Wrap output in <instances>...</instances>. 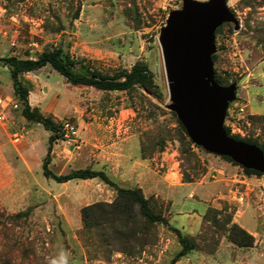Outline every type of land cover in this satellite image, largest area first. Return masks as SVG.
Masks as SVG:
<instances>
[{
	"label": "rangeland",
	"instance_id": "1",
	"mask_svg": "<svg viewBox=\"0 0 264 264\" xmlns=\"http://www.w3.org/2000/svg\"><path fill=\"white\" fill-rule=\"evenodd\" d=\"M226 2L239 26L234 29L225 22L215 30L214 78L219 77L220 83L215 80L221 85L236 86L223 126L263 145L264 0ZM181 4L0 0L5 9L0 58L33 57L61 45L103 73L129 70L141 62L153 75L150 87L102 91L71 84L49 65L21 74L30 107L57 122L68 117L80 135L79 150L56 140L48 168L56 174L102 170L112 184L99 178L60 183L45 177L41 164L31 171L22 167L15 150L19 143L12 141L11 133L25 139L27 130L37 127L32 135L41 146L48 131L25 119L20 105L11 109L9 126L0 125V264H52L61 254L68 264H168L181 248L172 228L195 242L174 264H264V173L248 174L241 165L194 144L167 108L157 38L169 11ZM0 92L17 98L1 60ZM12 174L16 182L7 185ZM118 187H139L167 224L147 225L136 217L121 226L100 222L84 227L81 208L113 201ZM231 223L253 237L250 246L229 240Z\"/></svg>",
	"mask_w": 264,
	"mask_h": 264
},
{
	"label": "water",
	"instance_id": "2",
	"mask_svg": "<svg viewBox=\"0 0 264 264\" xmlns=\"http://www.w3.org/2000/svg\"><path fill=\"white\" fill-rule=\"evenodd\" d=\"M181 1L180 8L169 11L157 38L170 101L167 108L194 144L264 173V151L232 138L223 126L235 84L224 86L214 78L215 30L225 22L237 29L238 20L226 0Z\"/></svg>",
	"mask_w": 264,
	"mask_h": 264
},
{
	"label": "trees",
	"instance_id": "3",
	"mask_svg": "<svg viewBox=\"0 0 264 264\" xmlns=\"http://www.w3.org/2000/svg\"><path fill=\"white\" fill-rule=\"evenodd\" d=\"M214 57L215 55L212 54V59H214ZM0 60L8 68L12 81V88L20 101L19 108L21 109L22 116L27 120L40 124L44 129L49 131L46 153L41 162L43 175L57 182H65L76 178H99L111 185L112 181L102 170L81 168L71 170L67 173L56 174L48 168L47 165L50 161L52 145L56 140L63 138L61 121L57 122L53 116L44 115L36 108L30 107L28 103V89L22 83L20 76L24 72L37 70L45 65H49L71 84L88 86L102 91H127L135 86L145 88L153 84V75L148 67L144 63L137 62L134 63L129 70L115 71L111 74L103 73L89 63H85L82 59L73 57L70 52L61 45L42 50L33 57L18 58L15 56H8L2 57ZM215 78L218 82L220 81L219 77L216 76ZM178 124L181 129L184 130L180 121H178ZM224 129L232 138L255 144L264 151V144L259 145L253 139L242 138L238 135L231 134L227 126H224ZM222 157L232 161L227 156ZM242 168L248 174H262L253 169ZM95 210H99L98 214H96ZM80 213L84 227H93L100 222L108 224L119 223L121 226L125 221L133 222L136 217H139L143 223L147 225H152L157 222L167 224V220L164 216L153 211L149 199L143 195L139 187H118L116 188V195L113 201L108 203L96 202L86 205L81 208ZM18 215L19 213L15 214V216ZM13 217H9L10 220H14L15 218ZM229 222L230 217L227 215L225 223L228 224ZM172 230L177 232L181 248L173 255L168 264H174L180 256L195 247V242L192 239L182 235L176 228H172ZM227 236L230 241L239 246H250L253 242V237L235 223H231L227 228Z\"/></svg>",
	"mask_w": 264,
	"mask_h": 264
},
{
	"label": "crops",
	"instance_id": "4",
	"mask_svg": "<svg viewBox=\"0 0 264 264\" xmlns=\"http://www.w3.org/2000/svg\"><path fill=\"white\" fill-rule=\"evenodd\" d=\"M7 115H9V113ZM54 115L58 116L56 113H54ZM65 118H68V117H63L60 119V121L64 120ZM8 120L10 121L9 118H8ZM9 124H10V122L7 125L9 126ZM72 124L74 126L75 133L73 135H71V137H69V138H62L61 142L69 144V147H72L75 150H79L81 148V141H79L80 135L78 133V129H77L76 125L73 122H72ZM36 125L39 126L40 124L36 123ZM1 126L5 129V126H3V125H1ZM35 128H37V127L29 128L27 130V132H26L27 136L25 139H23L25 136L20 134V138L16 141L17 143H19V145H18V147L15 146V150L19 156V161L22 164L21 166L26 168L28 171H31V168L34 169V168H36V167L38 168L40 166L41 160L46 153L47 140H48V136H49V131L47 130L48 134L46 135V140H44V145L38 146V143L36 141L35 136L32 135L33 134L32 132L34 131ZM56 145L54 144V147H52L51 152H50V155H52V158L54 157L53 154L54 153L56 154V150H55ZM53 160H54V158H53ZM3 163H4V161L0 157V171L2 170ZM5 163L7 164L6 160H5ZM59 174H61V173H59ZM14 177H15L14 174L10 175V181L9 182L6 181V184L8 185V184H13L14 181L16 182V179ZM7 178H9V176H7ZM2 179L3 178L0 176V192H2L1 190L3 188ZM65 182H60V183H65Z\"/></svg>",
	"mask_w": 264,
	"mask_h": 264
},
{
	"label": "built area",
	"instance_id": "5",
	"mask_svg": "<svg viewBox=\"0 0 264 264\" xmlns=\"http://www.w3.org/2000/svg\"><path fill=\"white\" fill-rule=\"evenodd\" d=\"M5 9L0 5V22L3 18ZM19 100L14 96H5L0 92V124L6 126L10 121L8 120V113L12 109H16L19 106ZM63 138H69L75 133L72 121L69 118H65L61 121ZM20 138V134L16 131L11 133L12 141L16 142Z\"/></svg>",
	"mask_w": 264,
	"mask_h": 264
},
{
	"label": "clouds",
	"instance_id": "6",
	"mask_svg": "<svg viewBox=\"0 0 264 264\" xmlns=\"http://www.w3.org/2000/svg\"><path fill=\"white\" fill-rule=\"evenodd\" d=\"M52 264H68L66 255L61 254L59 261H53Z\"/></svg>",
	"mask_w": 264,
	"mask_h": 264
}]
</instances>
